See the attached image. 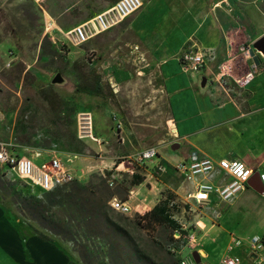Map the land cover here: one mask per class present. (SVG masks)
I'll return each mask as SVG.
<instances>
[{
	"label": "rangeland",
	"instance_id": "rangeland-1",
	"mask_svg": "<svg viewBox=\"0 0 264 264\" xmlns=\"http://www.w3.org/2000/svg\"><path fill=\"white\" fill-rule=\"evenodd\" d=\"M110 3L42 0L35 4L30 0H0V140L15 150L51 149L68 154L69 165L81 178L51 192L70 193L80 186L96 190L106 200L110 196L126 199L129 191H134L129 202L133 210L129 214L114 211L105 202L114 224L105 231L110 244L105 257L108 264H176V255L188 258L191 249H199V256H206L201 259L203 263L222 264L230 231L240 238L264 234V194L249 189L238 194L234 222L220 225L223 204L197 205L185 201L177 174L167 170L151 177L148 170L133 161V156L147 147H156L159 160L167 165L182 160L183 152L194 150L189 140L211 158H232L229 152L240 151L241 144L239 136L230 135L227 130L231 106L222 107L209 100L207 105L192 108L190 91L183 81L185 74L177 60L181 49L192 42L187 41L172 56L161 55V50L155 57L166 60L152 59L130 44L125 19L81 46L67 45L66 54L59 51L53 40L61 38L60 31L54 28L47 32L48 23L66 31ZM256 3L264 11V0ZM182 25L177 33L185 35L191 30V23ZM239 40L228 55L233 62L223 68L226 79H221L231 88L238 85L236 79L240 74L236 59L249 45L242 36ZM56 74L63 77L62 83L51 82ZM186 76L190 85L197 88L207 71ZM208 89L209 83L202 92ZM83 111L92 114V134L98 142L79 137L77 115ZM184 119L192 127L188 143L179 133L175 137L172 132L177 121ZM136 172L143 179L133 184ZM109 180L115 182L113 187ZM32 195L47 200L40 189L31 192L12 171L0 169V204L20 222L23 232L46 235L74 264H86L78 241L54 232L22 209L20 198ZM164 199L168 201V220L142 229L137 217ZM56 211L52 208L49 215ZM177 226L186 228L185 232H195L196 241L188 243L184 236L175 238L173 230ZM246 251L243 244L229 254L237 258L238 264H247ZM248 263L256 264L251 260Z\"/></svg>",
	"mask_w": 264,
	"mask_h": 264
},
{
	"label": "crops",
	"instance_id": "crops-1",
	"mask_svg": "<svg viewBox=\"0 0 264 264\" xmlns=\"http://www.w3.org/2000/svg\"><path fill=\"white\" fill-rule=\"evenodd\" d=\"M256 1L142 0L141 8L123 21L124 28L131 37L130 44L136 46L139 53L152 59L166 60V57L172 56L187 41L193 42L202 50L210 51L203 68L207 71L204 86L200 82L197 88L192 87L186 76L189 72L184 71L183 81L186 82V90L190 91L192 108L193 105H207L209 100L222 107L230 104L226 126L230 135L239 136L241 148L240 151L231 150L229 153L233 159L244 162L254 171H258V167H264V56L252 47L253 42L264 35V11ZM187 22L191 23V30L185 32V35L182 32L181 35L178 34L177 31L183 29L182 24ZM240 36L249 45L236 59L240 74L236 79L238 85L231 88L224 85L221 79H226L223 68L226 69L227 64L231 63L232 59L228 55L231 54L233 45L240 42ZM223 46L227 50L225 57ZM160 54H165L166 57L155 58ZM219 67L222 68L220 72L217 71ZM248 73L251 77L245 78ZM208 83L209 89L202 92ZM186 122V119L177 121L178 126L174 125L172 130L175 137L179 133L183 141L189 142L194 149L183 152V159H189L193 155L210 157L189 140L187 142L192 127L187 126ZM221 175L222 172L216 171L207 178L215 183ZM237 198L238 195L228 201H220L212 196L209 205L223 204L220 225L228 226L234 222L233 211ZM199 223L204 227V223ZM231 233L230 231L228 234L231 236ZM205 257L200 255V264H209L202 262L201 259H206ZM246 257V263L251 264L248 263L251 259L247 251ZM70 261L67 253L58 246L34 233H24L20 222L10 216L0 204V264H70Z\"/></svg>",
	"mask_w": 264,
	"mask_h": 264
},
{
	"label": "built area",
	"instance_id": "built-area-1",
	"mask_svg": "<svg viewBox=\"0 0 264 264\" xmlns=\"http://www.w3.org/2000/svg\"><path fill=\"white\" fill-rule=\"evenodd\" d=\"M30 1L38 4L42 0ZM141 6L142 0H116L101 12L66 31H61L58 27H54L60 31L61 38L57 41L53 40V43L59 45L61 53L66 54L65 48L67 45L81 46L87 43L97 35L121 23L140 9ZM54 28H49L48 32ZM209 56L210 51L202 50L192 42L181 49L177 60L183 71L198 73L206 65L207 57ZM249 77H251L250 73L245 76V78ZM77 121L79 137L94 139L92 134V114L88 111L79 112ZM67 158L68 154L51 149L15 150L11 148L9 143L0 140L1 168L6 167L12 171L15 178L28 187L31 192L34 188L40 189L42 193L50 192L56 188L79 181L81 175L72 169ZM159 158V152L156 147H147L138 151L133 156V161L148 170L151 177L156 174H164L167 170L177 174L181 181L182 197L185 201L197 205L209 204L212 196L217 197L220 201H228L246 189H251L248 182L253 173L256 172L244 162L233 158L224 157L216 160L207 156L193 155L189 159H182L167 165L163 164ZM216 171L222 172V175L214 183L207 177ZM257 172L260 184L264 189V169ZM108 184L113 187L115 182L109 180ZM133 193L134 191L130 190L126 199H119L116 196L110 197L108 200L110 208L122 214L131 213L133 208L129 202ZM198 227L200 226L198 225ZM181 229L186 230L183 226ZM173 235L175 238L180 237L178 231H175ZM184 237L188 238V243H194L197 235L193 231H188ZM243 244L246 245L247 254L253 262L264 264V234L252 235L247 238L231 235L226 255L221 261L222 264H238L237 258L230 255L229 251ZM192 250L189 252L188 258L176 255V264H196L191 255ZM175 252L178 254V251Z\"/></svg>",
	"mask_w": 264,
	"mask_h": 264
},
{
	"label": "trees",
	"instance_id": "trees-1",
	"mask_svg": "<svg viewBox=\"0 0 264 264\" xmlns=\"http://www.w3.org/2000/svg\"><path fill=\"white\" fill-rule=\"evenodd\" d=\"M109 1L112 3L116 0ZM133 176V184H138L143 179L139 172ZM44 193L47 197L45 201L34 195L21 197L19 203L22 209L36 220L50 226L54 232L68 236L73 242L78 241L81 258L86 264H108L105 257L109 255L110 244L106 241L105 231L114 224L105 202L107 203L111 196L105 200L96 190L88 191L80 186L70 193ZM167 202V199L160 200L152 209L138 216L137 224L142 229H148L152 225L165 223L169 217ZM52 208L57 209V214L49 215ZM175 231L180 233V237L186 235L181 226H177L173 233ZM34 234L53 244L46 235ZM70 264L74 263L70 261Z\"/></svg>",
	"mask_w": 264,
	"mask_h": 264
},
{
	"label": "water",
	"instance_id": "water-1",
	"mask_svg": "<svg viewBox=\"0 0 264 264\" xmlns=\"http://www.w3.org/2000/svg\"><path fill=\"white\" fill-rule=\"evenodd\" d=\"M252 47H253L254 50H256L257 52H259L261 55L264 56V35L259 37L258 39H256L253 42ZM51 82L54 83V84L62 83L63 82V77H61L60 74H56ZM205 82H206V79H205V77H203L201 79V86H204ZM174 146H176V145H174ZM248 184H249L250 188L253 191H255L256 193L264 194V189L262 188V186L260 184L257 171L253 173V175L251 176ZM191 255H192L194 261L196 262V264H200V258H199L200 256L197 253V251L196 250L193 251L191 253Z\"/></svg>",
	"mask_w": 264,
	"mask_h": 264
},
{
	"label": "bare ground",
	"instance_id": "bare-ground-1",
	"mask_svg": "<svg viewBox=\"0 0 264 264\" xmlns=\"http://www.w3.org/2000/svg\"><path fill=\"white\" fill-rule=\"evenodd\" d=\"M48 21H49V20H48ZM51 27H53V28H54V27H55V26H54V24L50 23V25H48V27H47V30H46V31L48 32V29H49V28H51ZM92 141L98 142L99 140H98L96 137H94V139H92Z\"/></svg>",
	"mask_w": 264,
	"mask_h": 264
}]
</instances>
